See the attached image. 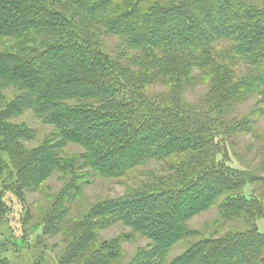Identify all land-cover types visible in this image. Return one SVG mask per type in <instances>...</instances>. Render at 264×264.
Instances as JSON below:
<instances>
[{
	"label": "trees",
	"instance_id": "obj_1",
	"mask_svg": "<svg viewBox=\"0 0 264 264\" xmlns=\"http://www.w3.org/2000/svg\"><path fill=\"white\" fill-rule=\"evenodd\" d=\"M106 36L120 40L119 56L106 52ZM198 81L210 90L190 103L184 93ZM157 85L167 91L147 92ZM250 95L264 102V4L0 0V218L8 221L17 203L28 225L26 196L60 174L72 185L36 224L44 235L65 237L64 255L52 264H117L122 240L100 236L115 223L151 242L131 264H167L170 248L191 235L188 220L225 197L221 216H244L248 230L202 240L169 264H264V233L253 225L262 204L236 194L253 179L217 160L226 149L222 136L242 122L237 106ZM27 111L55 128L36 147L27 143L32 129L16 122ZM69 144L84 152L71 157ZM151 162L161 170H147L142 186L72 219L80 170L86 178L120 179ZM0 264L13 262L0 251Z\"/></svg>",
	"mask_w": 264,
	"mask_h": 264
},
{
	"label": "rangeland",
	"instance_id": "obj_2",
	"mask_svg": "<svg viewBox=\"0 0 264 264\" xmlns=\"http://www.w3.org/2000/svg\"><path fill=\"white\" fill-rule=\"evenodd\" d=\"M256 6L264 4V0H246ZM105 50L112 57L120 55L121 42L117 37L106 36L103 39ZM223 48L230 51L228 44L222 45ZM121 50V51H120ZM218 53V52H217ZM115 55V56H114ZM245 66L239 71L246 72ZM198 81L194 88L191 87L184 93L190 103L203 101L207 98L210 90L207 84ZM167 91L164 85H157L149 88L147 92L151 95H160ZM11 99L15 93L11 90L6 92ZM208 107V106H207ZM209 111V109L207 108ZM209 113V112H208ZM215 114V112H213ZM243 118L239 125L228 121L222 122L230 126V131L222 137L226 142V149L217 156L218 161H223L227 166L245 172L250 176L251 183H245L237 195H243L248 198H257L262 204V217L253 221L261 232L264 233V102L260 95H250L246 101L237 106L235 113ZM233 116H228L229 122ZM18 123L27 124L35 134V138L27 142L30 147H36L44 142L47 137L53 135L54 127L46 124L39 119L32 111H27L16 119ZM222 123L219 125L222 126ZM241 124V125H240ZM217 128V124H216ZM229 128V127H228ZM220 130V128L218 127ZM224 131V130H222ZM221 131V133H222ZM230 135V136H228ZM66 154L75 156L84 152V149L76 144H69L65 149ZM85 170V169H84ZM147 170L159 171L161 166L158 163L151 162L147 166L140 167L120 179H108L97 177L92 174L88 178L83 176L84 171L80 170L81 180L79 191L80 196L77 200L73 199L70 205V214L72 219L79 221L85 218L88 212L95 206L108 200H118L125 197L128 190L138 188L148 181L144 175ZM162 172V171H160ZM79 175L77 174V178ZM70 177H63L60 174L54 175L45 184L40 191L30 192L26 196L28 209L31 212L32 220L28 225L22 224L21 214L22 205L13 204V209L8 215V221L0 218V251L8 255L13 264H52L56 259L62 258L67 248L65 237L62 235H44L42 228L37 230L36 224L40 223L44 213L54 204L58 195L61 194L65 184H71ZM150 186L156 187L157 182L151 181ZM225 197L219 199V203L210 209L193 216L187 222L191 232L189 237L180 240L168 251L166 263L169 264L185 252L191 246L202 240H215L229 234L242 233L248 230V224L244 216L234 218H224L221 216L220 204ZM72 200V199H71ZM13 220V221H10ZM23 225V226H22ZM194 233V235H192ZM101 240H111L120 238L122 240L123 254L117 264H131L136 253L142 249L150 247L151 242L140 234L133 233L132 229L123 223H115L108 226L100 232ZM24 238V242L19 238ZM15 238L19 239L16 240ZM10 239V240H6ZM12 241L19 243L20 246L11 245ZM3 243H7L3 246Z\"/></svg>",
	"mask_w": 264,
	"mask_h": 264
}]
</instances>
